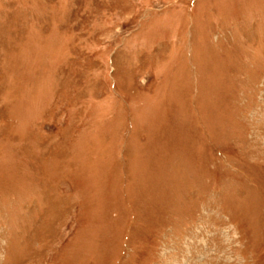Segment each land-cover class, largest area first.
Listing matches in <instances>:
<instances>
[{"label":"rangeland","instance_id":"374dc122","mask_svg":"<svg viewBox=\"0 0 264 264\" xmlns=\"http://www.w3.org/2000/svg\"><path fill=\"white\" fill-rule=\"evenodd\" d=\"M0 264H264V0H0Z\"/></svg>","mask_w":264,"mask_h":264}]
</instances>
